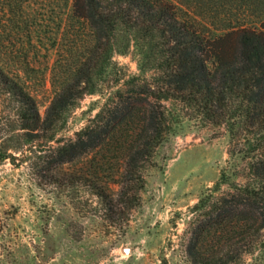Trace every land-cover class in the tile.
Here are the masks:
<instances>
[{
	"label": "rangeland",
	"instance_id": "1",
	"mask_svg": "<svg viewBox=\"0 0 264 264\" xmlns=\"http://www.w3.org/2000/svg\"><path fill=\"white\" fill-rule=\"evenodd\" d=\"M256 5L254 14L241 9L238 22L261 30L264 8ZM70 9L66 0H0V264H191L184 250L197 215L192 209L204 196L228 190L220 185L215 191L229 161L225 126L178 101L150 99L167 121L138 165L139 181L129 184L135 202L118 204L112 221L90 182L119 203L126 185L119 144L106 142L71 162L56 161L57 150L73 144L97 114L94 125H103L119 96L134 91L139 101L145 98L141 91L155 89L157 71L142 66L132 40L123 48V37L117 38L95 92L78 100L58 125L21 130L20 106L5 94L3 81L28 93L44 117L52 83L75 44L64 28ZM186 12L180 16L191 21L193 13ZM209 16L200 25L218 20ZM245 264H264V250L247 256Z\"/></svg>",
	"mask_w": 264,
	"mask_h": 264
},
{
	"label": "trees",
	"instance_id": "2",
	"mask_svg": "<svg viewBox=\"0 0 264 264\" xmlns=\"http://www.w3.org/2000/svg\"><path fill=\"white\" fill-rule=\"evenodd\" d=\"M66 1L71 9L64 28L75 44L61 64L65 68L57 84L52 83L54 94L44 117L28 93L14 81H3L5 94L20 106L21 130L58 125L78 100L95 92L117 38L123 37V48L132 40L142 66L157 71L155 89L141 91L145 98L139 101L134 91L119 96L103 125H94L97 114L73 144L57 150L56 161L71 162L106 142L119 144L126 184L119 203L90 182L112 221L118 204L135 202L129 184L139 181L138 165L161 139L167 121L150 99L178 101L214 126H225L229 161L215 191L220 185L228 190L194 205L197 215L184 252L191 264H245L247 256L264 250V25L261 30L241 25L238 15L243 8L254 14L256 4L264 8V0ZM188 10L194 15L191 21L180 16ZM212 15L218 20L200 25Z\"/></svg>",
	"mask_w": 264,
	"mask_h": 264
}]
</instances>
